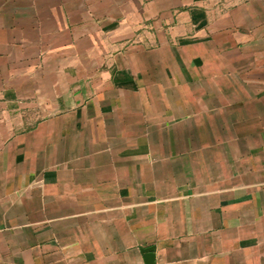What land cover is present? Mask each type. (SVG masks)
Listing matches in <instances>:
<instances>
[{
	"label": "crops",
	"instance_id": "obj_1",
	"mask_svg": "<svg viewBox=\"0 0 264 264\" xmlns=\"http://www.w3.org/2000/svg\"><path fill=\"white\" fill-rule=\"evenodd\" d=\"M264 264V0H0V264Z\"/></svg>",
	"mask_w": 264,
	"mask_h": 264
},
{
	"label": "water",
	"instance_id": "obj_2",
	"mask_svg": "<svg viewBox=\"0 0 264 264\" xmlns=\"http://www.w3.org/2000/svg\"><path fill=\"white\" fill-rule=\"evenodd\" d=\"M143 253H144V257L146 259V262L149 264H153L154 263V260H153L154 249L153 248H147V249L143 250Z\"/></svg>",
	"mask_w": 264,
	"mask_h": 264
}]
</instances>
